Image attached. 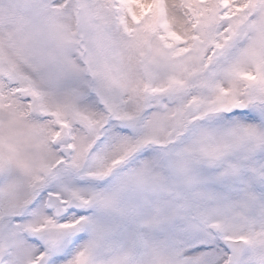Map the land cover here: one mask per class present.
<instances>
[{
  "label": "snow or ice",
  "instance_id": "snow-or-ice-1",
  "mask_svg": "<svg viewBox=\"0 0 264 264\" xmlns=\"http://www.w3.org/2000/svg\"><path fill=\"white\" fill-rule=\"evenodd\" d=\"M0 264H264V0H0Z\"/></svg>",
  "mask_w": 264,
  "mask_h": 264
}]
</instances>
